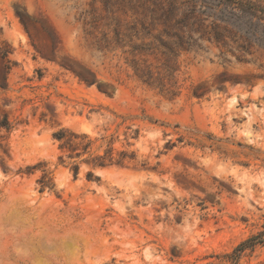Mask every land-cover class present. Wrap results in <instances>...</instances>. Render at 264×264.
<instances>
[{
    "label": "rangeland",
    "instance_id": "obj_1",
    "mask_svg": "<svg viewBox=\"0 0 264 264\" xmlns=\"http://www.w3.org/2000/svg\"><path fill=\"white\" fill-rule=\"evenodd\" d=\"M4 122L0 264H229L253 236L235 264H264V19L224 0H0ZM61 127L134 161L75 176Z\"/></svg>",
    "mask_w": 264,
    "mask_h": 264
},
{
    "label": "trees",
    "instance_id": "obj_2",
    "mask_svg": "<svg viewBox=\"0 0 264 264\" xmlns=\"http://www.w3.org/2000/svg\"><path fill=\"white\" fill-rule=\"evenodd\" d=\"M230 7L237 9L241 12H245L251 18H256L257 20L264 19V0H224ZM7 122H4L0 125L5 127ZM52 137L57 141V146L60 151L58 159L60 163H64L65 159L69 160L71 164L70 169L73 174L76 176L79 169L80 162H86L91 166L105 167L109 165H121L124 166L128 162L134 161V153L124 150H115L112 146V141H103L101 145L105 146L102 153H93L92 145L93 141L85 133H79L68 127H61L52 133ZM39 164H45L41 161ZM87 175H91V172H88ZM47 171L43 168L42 176L38 179L41 183V189L46 185L47 180ZM255 237H249L246 240L240 242L235 246L231 252L222 254V257H225L229 264H235L238 261L239 256L242 251L251 247L255 244ZM250 243V244H249ZM208 264H216L214 262H209Z\"/></svg>",
    "mask_w": 264,
    "mask_h": 264
}]
</instances>
